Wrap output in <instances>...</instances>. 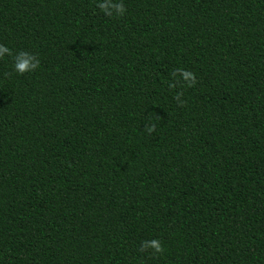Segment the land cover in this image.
I'll use <instances>...</instances> for the list:
<instances>
[{"label":"trees","instance_id":"1","mask_svg":"<svg viewBox=\"0 0 264 264\" xmlns=\"http://www.w3.org/2000/svg\"><path fill=\"white\" fill-rule=\"evenodd\" d=\"M121 2L0 0V264H264V0Z\"/></svg>","mask_w":264,"mask_h":264},{"label":"clouds","instance_id":"2","mask_svg":"<svg viewBox=\"0 0 264 264\" xmlns=\"http://www.w3.org/2000/svg\"><path fill=\"white\" fill-rule=\"evenodd\" d=\"M97 7L106 16L123 15L125 12V8L121 0H97ZM6 55L12 56V68L17 74L30 72L36 69L40 63L39 59L32 53L20 50L13 56L12 50L9 47L5 46L4 44H0V58H3ZM177 72H179L180 77L183 80L188 81L189 84L195 83V76L192 72L185 71L183 69H177ZM151 130L152 128L150 126L148 128V131ZM148 248H151L153 250V254L163 251L161 243L156 239L142 243V249Z\"/></svg>","mask_w":264,"mask_h":264}]
</instances>
